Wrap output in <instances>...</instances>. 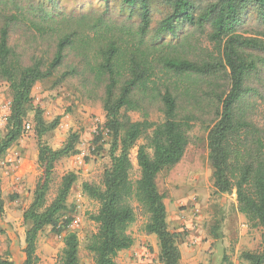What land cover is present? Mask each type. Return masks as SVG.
<instances>
[{
	"label": "trees",
	"instance_id": "obj_1",
	"mask_svg": "<svg viewBox=\"0 0 264 264\" xmlns=\"http://www.w3.org/2000/svg\"><path fill=\"white\" fill-rule=\"evenodd\" d=\"M106 5L111 0H103ZM169 9L153 27L157 4ZM126 15L109 8L57 11L56 0H0V83L12 98L9 126L0 138V157L24 135L33 113L41 176L23 212L25 261L39 264L40 233L59 226L70 209L78 180L62 176L55 196V166L78 154L79 134L58 149L43 138L61 120L47 122L34 105L37 84L73 85L84 99L100 102L110 136V165L100 181L82 183V193L99 206L91 220L98 229L86 251L93 264H120L134 239L129 228L141 211L142 231L155 236L162 264H181L180 234L171 230L158 175L178 165L197 125L208 127L213 187L236 195L237 210L262 232L258 251H245L247 264H264V129L252 117L264 105V0H122ZM163 120H151L152 111ZM130 113H138L134 121ZM141 143V144H140ZM137 149L140 176L133 178ZM5 202L0 173V216ZM56 264H80L77 233L67 232ZM0 264H14L0 254Z\"/></svg>",
	"mask_w": 264,
	"mask_h": 264
},
{
	"label": "rangeland",
	"instance_id": "obj_2",
	"mask_svg": "<svg viewBox=\"0 0 264 264\" xmlns=\"http://www.w3.org/2000/svg\"><path fill=\"white\" fill-rule=\"evenodd\" d=\"M56 3L57 7L55 9L57 11L69 13L105 10L106 8H109L115 15L122 13L126 15L128 13V9L123 6L122 0H111L109 5H106L103 0H56ZM168 11L167 6L160 3L154 7L153 27L165 17ZM53 85L54 80L43 82L41 87L34 93V105L43 109V116L47 122L53 121L57 117L65 119L66 114L72 115L73 119L71 120L72 123L69 122L71 124L66 123L65 120L60 121L58 128L47 134L43 140L52 148L58 149L68 141L72 133L79 134V147L86 153V156L82 158V167L89 165L87 169L90 167L88 170L90 176L83 177L78 175V177L98 182L101 179V171L105 163L110 160V136L105 129V112L102 105L100 102L84 99L82 94L69 83L58 87H53ZM53 89H58L62 95H46V91L50 92ZM67 93L73 94L77 100L83 102L90 110L88 119L94 123V127L91 126L93 128L88 132V137H85L86 126L80 125L82 123L80 119L82 115L77 108L71 109L64 115L58 114L60 112L58 109H61V113H63V109L66 108V98H64L63 94ZM40 103H44V106ZM47 104L48 106H45ZM11 108V92L6 84L0 83V138L7 133ZM259 109L260 114L253 116L252 120L256 125L264 129V105L261 104ZM130 116L134 121L141 120V116L138 113H130ZM33 117L34 114L30 113L29 119L26 121L32 127L35 126ZM151 120L160 122L163 120V116L155 110L151 113ZM25 135L22 137L27 142L25 145L20 143L19 140L10 151L0 157V173L5 202L4 214L0 216V254L8 256L14 264H22V254L25 247L23 212L32 202L33 192L42 174L38 158L35 157L38 149L35 129L33 128L30 133ZM207 135V125H197L194 128L192 143L188 147L183 160L175 167L166 169L160 173L161 175L159 174V190L165 196V204L169 209V213L178 209L181 213L189 212L191 214V227L197 236L206 238L211 236L212 232L217 237L224 238L227 235L225 238L230 240V236L233 233H243L241 235L243 239L239 243L234 239H231L232 241L228 243L219 239L214 248L216 254L210 255V258L207 259V264H220L221 261L226 262V260L228 264L230 259L233 260L232 264H247L241 255L245 251L255 252L260 249L262 232L259 229H252L246 220L241 221L238 219L235 207V193L219 195L215 192ZM137 149L132 151L133 178L135 180L140 176L136 159ZM80 151L78 154L64 158L56 164V184L50 195V201L55 196L57 186L64 172H71L69 161L79 155ZM25 160L27 161L24 167L28 170L23 174L21 169ZM82 172L83 168H80V173ZM73 195L77 196L76 194ZM69 206L70 210L62 216L59 222V226H61L64 225L66 220L71 219L69 226L64 232L57 234L53 227H47L40 233L37 243V254L40 258L39 264H56L57 257L64 247L63 238L67 232H75L79 237L80 264H93V257L86 251V244L87 239L98 229L97 224L90 217L97 213L99 206L86 196L81 202ZM145 221V216L139 211L134 230H140ZM177 233L181 235V232ZM233 242L235 243L232 244ZM151 250L154 252L153 247Z\"/></svg>",
	"mask_w": 264,
	"mask_h": 264
},
{
	"label": "crops",
	"instance_id": "obj_3",
	"mask_svg": "<svg viewBox=\"0 0 264 264\" xmlns=\"http://www.w3.org/2000/svg\"><path fill=\"white\" fill-rule=\"evenodd\" d=\"M42 83H39L38 86H36L33 90L32 96H34L35 91H37L39 89V87H41ZM46 95H62L60 94V91H58V89H53L50 92L46 91ZM64 98H66V108L63 109V113L61 109H58L60 112L58 113L59 115H64L66 114V112L71 111V109H75L77 108L78 112L82 115L80 117V119L82 120V123H80L81 126H86V132H85V137H88L89 134L88 132L91 131V129L94 127V123L88 119L89 115H90V110L89 108H87L83 102L77 100V98L74 97L73 94L67 93V94H63ZM38 97V96H37ZM39 98V97H38ZM62 98V97H61ZM57 101V100H56ZM35 103V102H34ZM42 106H44V103H40ZM49 104V102H48ZM45 105V106H48ZM43 108V107H42ZM73 119L72 115L70 114H66L65 119L62 118L60 121L65 120L66 123L71 124V120ZM71 122V123H69ZM93 126V127H91ZM60 131V130H59ZM26 138V137H24ZM20 143H23L24 145L27 143L25 140H23V138L20 140ZM22 145V144H21ZM23 146V145H22ZM79 150H81V152H85L84 150L80 149V147H78ZM38 149L35 153V157L38 158ZM86 154V153H85ZM82 158L83 156L79 155L75 156L74 158H71V160L69 161V164H71L70 166V170L71 172H75L78 175H82L83 177L90 176V173H88L89 169L88 166H83L82 164ZM110 159V156H109ZM25 160L22 163V169L21 171L24 173L27 172L28 169H26L24 167V164H26ZM110 161H107L104 165L103 170L101 171V173H103L104 169L106 167H108L110 165ZM99 165V163H98ZM80 168H83V172L80 173ZM77 170V171H74ZM68 172H64L63 175H65ZM62 175V176H63ZM161 175V174H160ZM157 177V185H158V181H159V176ZM84 181V179H80L78 177V180L76 182V184L74 185L72 191H71V195L68 199V205L71 204H77L79 202H81V200L85 197L82 193V183ZM159 188V186H158ZM73 194H76L77 196H74ZM235 207L237 210V201L235 202ZM168 211V224L171 230L173 231H177V232H181V236H180V252H181V264H207V259L210 258L211 254H216L214 251V248L216 246V243H218L219 239L220 241H225L226 243L232 241L231 239L236 240L238 243L240 241H242V237L241 235L243 234L242 232H235V234L233 233L230 236V240H228L227 235L224 236V238L222 237H217L215 236V234H213L211 232V236H208L206 238L202 237V236H197V234L195 233V231H193V228L191 227V219H190V215L189 212H180L178 209L177 211H173L172 213H169V209L167 208ZM190 211V210H189ZM237 214H238V219L239 220H246V218L240 214L237 210ZM137 223V222H136ZM132 224L129 228V234L132 236V238L134 239V244L133 246L128 249V250H124L122 252L119 253L118 255V262L120 264H162L159 260V246H158V240L155 236H150V235H146L143 231H142V227H140V230L135 231L134 227L135 224ZM143 226V225H142ZM238 231V230H235ZM204 239V240H203ZM235 242H233L232 244H234ZM154 248V252H152L151 248ZM211 249V250H210ZM24 254V253H23ZM22 254V264L25 261V255ZM209 261V260H208ZM227 262V260H226ZM225 261H221L220 264H227ZM231 262H233V260L230 259V262H228V264H232Z\"/></svg>",
	"mask_w": 264,
	"mask_h": 264
},
{
	"label": "built area",
	"instance_id": "obj_4",
	"mask_svg": "<svg viewBox=\"0 0 264 264\" xmlns=\"http://www.w3.org/2000/svg\"><path fill=\"white\" fill-rule=\"evenodd\" d=\"M32 130H33L32 125L30 123H26L24 126V135L25 134L27 135V133H30ZM80 156H83V157L86 156L85 152L80 151Z\"/></svg>",
	"mask_w": 264,
	"mask_h": 264
}]
</instances>
